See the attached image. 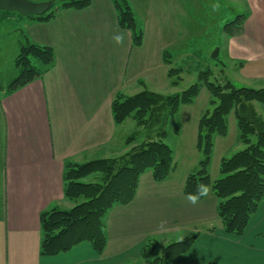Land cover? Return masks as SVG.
Masks as SVG:
<instances>
[{"label":"crops","instance_id":"1","mask_svg":"<svg viewBox=\"0 0 264 264\" xmlns=\"http://www.w3.org/2000/svg\"><path fill=\"white\" fill-rule=\"evenodd\" d=\"M126 1L141 31L138 44L131 31L119 24L112 0H90L80 9L61 8L47 20L27 17L17 28L8 72L0 66V264H150L140 255L146 241L164 246L192 236L188 250L168 264H264V197L242 234L226 233L212 188L196 206L185 199L183 185L191 172L176 174L174 153L173 168L164 180L156 182L150 170L144 171L133 199L106 212V241L100 255L87 241L54 255L41 254V212L55 207L67 210L83 201L65 196L66 164L118 157L137 145L127 141L148 127L132 117L116 123L111 111L115 95L131 96L143 89L160 93L157 89L163 84L177 85L182 69L171 66L172 57L194 53L196 39L206 34V28H196L195 13L214 4V0ZM223 1L236 14L221 30L216 56L221 51L242 86L264 88V0ZM119 31L127 34L123 45L112 40ZM4 35H0V58L7 49ZM24 42L49 47L52 62L47 66L33 60L39 75L12 89L10 83L18 73L15 55ZM170 68L178 69L175 84L177 76H168ZM226 82L231 81L220 84ZM196 83L192 102L203 88L209 104L204 82ZM173 94L177 93L163 95ZM250 105L264 126V103ZM226 123V134L212 137L207 168L211 179L221 177L223 157L244 147L234 109L226 115ZM230 132L236 133L232 142L226 141ZM194 143L198 155L196 138ZM197 155L192 165L197 163L198 168L201 155ZM99 176L93 172L79 181L95 182Z\"/></svg>","mask_w":264,"mask_h":264},{"label":"trees","instance_id":"2","mask_svg":"<svg viewBox=\"0 0 264 264\" xmlns=\"http://www.w3.org/2000/svg\"><path fill=\"white\" fill-rule=\"evenodd\" d=\"M112 1L119 24L131 31L133 42L138 44L141 31L135 25L127 1ZM61 3V7L48 10L35 18L47 20L61 8L80 9L86 7L90 0H62ZM33 60L49 66L52 62L51 49L34 43L22 44L15 59L18 73L11 81L10 88L23 86L39 75ZM177 70L170 68L168 76H177ZM208 76L207 71L201 72L199 80L204 82L210 93L209 104L212 108L206 109L199 118L196 149L201 158L198 168L186 176L183 193H195L199 183L210 185L218 200L216 210L223 230L240 235L264 197V126L250 105L251 101L264 103V88L235 86L231 82L219 84L209 81ZM177 79L178 76L172 83L175 84ZM197 91L196 83L173 95H163L147 89L131 96L121 93L115 95L111 111L116 123L132 117L139 125L158 128L151 131L146 140L133 145L121 156L99 158L82 164H66L63 175L65 196L75 200L82 198L83 201L67 210L55 207L41 212L42 255L66 251L82 241L89 242L98 255L102 253L106 241L103 223L106 212L115 204H127L133 199L139 176L144 171L150 170L156 182L164 180L171 172L173 151L164 141L167 131L163 129V125L168 119L173 120L180 104L191 103ZM232 109L244 147L230 157H223L219 164L221 177L211 179L207 168L213 146L212 137L214 134H226V115ZM173 124V132L176 134L178 126ZM133 139L134 136L127 142ZM93 172L100 175L95 182L79 181ZM194 237L164 246H158L156 241L149 240L141 247L140 255L150 264H168L170 259L188 250Z\"/></svg>","mask_w":264,"mask_h":264},{"label":"rangeland","instance_id":"3","mask_svg":"<svg viewBox=\"0 0 264 264\" xmlns=\"http://www.w3.org/2000/svg\"><path fill=\"white\" fill-rule=\"evenodd\" d=\"M31 1L39 2L46 0ZM61 2L62 0H54L48 10H54L57 7H61ZM207 3L209 2L207 1ZM235 14L234 8L231 7L228 2H221V0H214V4L212 6L208 5L206 9H203V11L201 10L200 13H195L194 22L197 20L195 23L196 28L199 25L206 28V34L205 36L201 35V37L196 39V49L191 56L181 58H175V56L172 57L173 63L171 66L180 67L182 69L179 82L174 86H171L170 84H163L162 87H158V92L163 94L181 92L191 84L202 81L199 80V75L203 71L208 72L209 81L218 82L220 84L224 80H230L235 86H242L236 77H239L238 72L236 70L234 71V69L228 65V63L224 60L221 51L217 53V56L212 57L214 49L218 47L222 41L221 30L223 26L228 21L234 19ZM27 17L35 18V16H23L15 10H0V35L6 34L4 35L3 43L7 44L5 54L2 55V58H0V66L4 69V71L8 72L9 69L10 60L8 59V54L19 33L17 28L22 27V24L27 21ZM204 22H206L205 25ZM210 22L211 24L209 25ZM26 44L27 42L23 43V45ZM213 45L216 46L213 47ZM18 51L19 49H17L15 59ZM211 108L210 104H208V92L202 88L192 103L180 104L173 116V120L168 119L163 125V129L168 133L165 138V142L172 148L176 158L177 175H182L187 171L193 172L196 170L197 163H194V165H192V163L193 159L197 155L194 143L196 138L197 120L201 112L205 109ZM173 123L179 126V132L176 134L173 132ZM147 129L148 130L141 129L134 135V139L132 140L133 144H140L148 138L147 136H149L153 130L151 128ZM135 130L134 125L131 127L130 134H132ZM152 136H154V134ZM235 136L236 133L233 134L230 132L226 141L232 142ZM233 150H235V148ZM231 154L232 153H228L226 156H230ZM197 157L200 158V154H198Z\"/></svg>","mask_w":264,"mask_h":264},{"label":"water","instance_id":"4","mask_svg":"<svg viewBox=\"0 0 264 264\" xmlns=\"http://www.w3.org/2000/svg\"><path fill=\"white\" fill-rule=\"evenodd\" d=\"M53 1L0 0V10H15L23 16H40L51 7ZM216 51L217 49H214L212 57L216 56Z\"/></svg>","mask_w":264,"mask_h":264},{"label":"clouds","instance_id":"5","mask_svg":"<svg viewBox=\"0 0 264 264\" xmlns=\"http://www.w3.org/2000/svg\"><path fill=\"white\" fill-rule=\"evenodd\" d=\"M126 33L123 31L117 32L115 35H113L112 40L114 44L116 45H123L125 42L126 38ZM211 194V187L210 185L204 184V183H199L196 187V192L195 193H189L188 195L185 196V199L187 202L192 205L196 206L201 202L203 198H207ZM165 224L164 221H161V227H163Z\"/></svg>","mask_w":264,"mask_h":264}]
</instances>
